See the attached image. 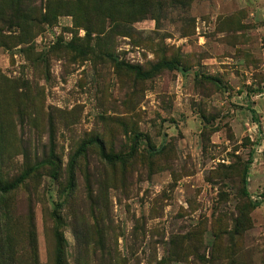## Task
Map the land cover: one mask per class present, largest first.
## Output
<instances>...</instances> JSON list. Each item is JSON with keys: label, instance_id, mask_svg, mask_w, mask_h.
Here are the masks:
<instances>
[{"label": "rangeland", "instance_id": "rangeland-1", "mask_svg": "<svg viewBox=\"0 0 264 264\" xmlns=\"http://www.w3.org/2000/svg\"><path fill=\"white\" fill-rule=\"evenodd\" d=\"M12 183L0 264H264V0H0Z\"/></svg>", "mask_w": 264, "mask_h": 264}, {"label": "trees", "instance_id": "trees-1", "mask_svg": "<svg viewBox=\"0 0 264 264\" xmlns=\"http://www.w3.org/2000/svg\"><path fill=\"white\" fill-rule=\"evenodd\" d=\"M108 160H115V159H120L119 156H116L115 158H113L112 156H105ZM247 175H248V168L245 171V177H244V184H245V189H246V181H247ZM17 185V183H12L10 186H5V187H1L0 189L2 191H9L10 189H13L15 186Z\"/></svg>", "mask_w": 264, "mask_h": 264}]
</instances>
